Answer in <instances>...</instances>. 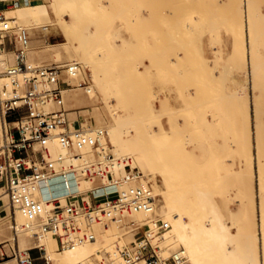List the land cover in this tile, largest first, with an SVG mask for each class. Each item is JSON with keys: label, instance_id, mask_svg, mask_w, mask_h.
<instances>
[{"label": "rangeland", "instance_id": "rangeland-1", "mask_svg": "<svg viewBox=\"0 0 264 264\" xmlns=\"http://www.w3.org/2000/svg\"><path fill=\"white\" fill-rule=\"evenodd\" d=\"M217 1L152 0L144 4L142 0H34L16 15L4 10L0 14L6 19L16 16L13 25L21 23L30 29V57L35 64H81L77 80L84 79L90 86L87 91H66V107L84 127L105 129L109 134L102 139L91 134L81 152L60 145L50 148L48 159L61 156L65 164L81 169L101 160L100 152L109 149L106 155H131L151 185L156 204L151 214H136L126 220H136L147 234L156 230L158 219L163 220L169 226L161 237L166 254L181 252L187 262L206 260L192 251L197 243L192 225L208 206L220 217L217 227L221 223L219 228L238 242L234 261L264 264V182L261 187L258 158L261 151L264 173V1ZM249 8L257 13L249 11L252 14L247 16ZM143 11L152 17L148 27L140 19ZM42 26L50 28L46 37ZM205 36L217 50L214 60L204 59ZM242 42L247 50L245 65L242 57H237ZM228 45L231 53L225 50ZM4 58L14 61L13 54ZM183 88L187 94L182 93ZM175 91L182 100L176 99ZM245 110H250L251 117ZM57 170L60 173L59 166ZM47 191L60 198L68 189L60 181L53 182L36 197L43 200ZM0 193L6 196L3 189ZM2 200L7 231L0 236V243L6 248H35L40 218L18 213L15 237L8 196ZM92 231L94 241L80 242L85 249L82 264L102 259L121 264L118 247L134 241L132 227L110 221L94 224ZM178 237L188 238L184 247L177 244ZM42 239L41 247L53 264H68L54 233ZM31 253L35 257L40 250ZM7 260L14 259L2 262ZM42 262L37 260L36 264ZM14 264H18L16 260Z\"/></svg>", "mask_w": 264, "mask_h": 264}, {"label": "built area", "instance_id": "built-area-1", "mask_svg": "<svg viewBox=\"0 0 264 264\" xmlns=\"http://www.w3.org/2000/svg\"><path fill=\"white\" fill-rule=\"evenodd\" d=\"M34 0H0L6 9ZM0 19H6L0 14ZM32 39L29 28L14 24L0 28V53L13 54L14 64L0 72V121L3 144L0 148V182L13 210L11 229L17 236V214L22 217H39V231L56 235L58 248L65 250L77 242L95 240L93 225L115 221L125 225L134 214L147 216L154 210L156 196L144 172L131 155H105L96 163L77 168L65 164L61 156L48 159L46 146L36 147L49 139H56L65 149L81 152L91 140L90 135L106 138V130H91L82 121L72 118L66 107L65 95L70 89L90 86L77 78L81 64L35 65L28 60V47ZM5 76L9 83H1ZM60 167V173L57 172ZM66 182L65 203L54 195L43 200L36 193L44 191L54 180ZM69 180L70 182L68 183ZM7 217L0 195V214ZM134 241L118 247L125 264L145 261L146 264H179L184 260L181 252L166 254L158 240H154L139 225L131 221ZM156 234L169 226L163 220L155 222ZM39 233V232H38ZM38 233H36L38 235ZM16 240V239H14ZM40 255L33 256L32 250ZM13 258L18 264H53L42 247L21 249L19 245L6 248L0 243V263ZM95 264H112L102 259Z\"/></svg>", "mask_w": 264, "mask_h": 264}, {"label": "bare ground", "instance_id": "bare-ground-1", "mask_svg": "<svg viewBox=\"0 0 264 264\" xmlns=\"http://www.w3.org/2000/svg\"><path fill=\"white\" fill-rule=\"evenodd\" d=\"M251 1V0H250ZM253 1V3L255 2L254 0H252ZM264 1V0H263ZM210 2V1H209ZM213 2H214V0H213ZM83 3V2H82ZM137 3V2H136ZM217 3H219L217 0H216V3L215 4H217ZM29 4H31V2H28L27 4H22V5H19V4H17L16 6H15V8L14 9H5L4 11H9L11 14H13V15H16L17 14V12H18V10L22 7V6H25V5H29ZM164 4V3H163ZM245 4H247V1L245 2ZM258 4V3H257ZM261 4H262V1H261ZM264 4V3H263ZM232 4H230V6H231ZM255 5V4H254ZM216 6V5H215ZM240 6V5H239ZM259 6H260V3H259ZM161 7V6H160ZM235 7V6H234ZM255 7V6H254ZM170 8V7H169ZM251 8H252V6H251ZM256 8V7H255ZM258 8V7H257ZM256 8V9H257ZM261 8V7H260ZM236 9V8H235ZM239 9V8H238ZM252 9H254V8H252ZM253 10V11H251L250 10V8H249V10H246V12H248V15L247 16H251V14L255 11V13H257L256 11L257 10ZM242 9H240V11H241ZM261 10V9H260ZM3 11V12H4ZM249 11H251V12H249ZM235 13H237V12H235ZM240 13V12H239ZM251 13V14H250ZM261 13V12H260ZM259 14V13H258ZM240 16H241V14H239ZM239 15H238V17H239ZM254 15V14H253ZM136 16V15H135ZM255 16V15H254ZM257 16V15H256ZM260 16V15H259ZM15 17L16 16H13V17H11L10 19H0V22L2 23V27H5V26H11V25H13L12 23H15L16 21H15ZM237 17V18H238ZM243 19V18H242ZM13 20V21H12ZM252 20V19H251ZM254 20H256V17L254 18ZM243 21V20H242ZM241 21V22H242ZM12 22V23H11ZM18 24V23H17ZM237 24V23H236ZM19 25H21V26H25V25H23V24H21V23H19ZM243 25V24H242ZM1 27V28H2ZM26 27V26H25ZM244 27V26H243ZM249 27V26H248ZM254 28V27H253ZM41 29L44 31V33H45V35H44V37H46V35H47V33L49 32V26H42L41 27ZM257 29V28H256ZM264 29V28H263ZM251 30V29H250ZM254 29H252V32H255L256 30H254ZM249 32V31H248ZM244 34H245V32H243ZM251 33V32H250ZM256 33H258V32H255V34ZM259 35V34H258ZM262 35V34H261ZM251 36V35H250ZM255 36V35H254ZM253 36V37H254ZM260 37V36H259ZM253 39V38H252ZM254 40V39H253ZM264 41V40H263ZM252 42V41H251ZM242 44V46L241 47H239V49H238V56L237 57H242V61H243V65H245V62H244V59L245 58H243V56H244V50H245V47H244V43L242 42L241 43ZM256 44V43H255ZM242 47H244V48H242ZM256 47V46H255ZM30 48H31V46L29 45V47H28V51H27V54H28V60H29V62L30 63H32V64H35L33 61H32V59H31V57H30ZM245 51H247V50H245ZM256 52H258V51H256ZM11 52H9V51H4V52H2V53H0V72H4L10 65H13L14 64V61L12 60V59H5L4 58V56H11ZM220 57H221V55H219ZM255 56V55H254ZM253 56V57H254ZM252 57V56H251ZM256 57H254V60H256L255 59ZM240 59V58H239ZM252 59V58H251ZM229 60V59H228ZM241 61V62H242ZM239 63V62H238ZM252 63V62H251ZM264 63V62H263ZM35 65H37V64H35ZM240 66H241V64H239ZM263 65V64H262ZM227 66V65H226ZM264 66V65H263ZM230 67V66H229ZM250 67H251V64H250ZM254 67V66H253ZM225 68V67H224ZM238 68H239V66H238ZM235 69V68H234ZM227 70H228V68H227ZM251 70V69H250ZM253 70H254V68H253ZM229 72V71H228ZM253 72V71H252ZM257 72V71H256ZM251 74V73H250ZM240 75H243V74H240ZM246 75V74H245ZM250 76V75H249ZM256 76V75H255ZM263 77H264V75H263ZM223 78V77H222ZM225 79H226V76H225ZM249 81H250V78L248 79ZM247 79L245 80V83H246V81H248ZM260 80V79H259ZM261 81V80H260ZM1 83H5V84H8L9 83V80L5 77V76H3V77H1ZM108 83V82H107ZM262 83V82H261ZM222 84H224L223 82H222ZM258 84H259V82H258ZM246 85V84H245ZM255 86V85H254ZM242 88V87H241ZM195 93V92H194ZM235 94H238V93H235ZM231 96H233L232 95V93H231ZM259 106V105H258ZM238 107H240V104H238ZM244 107V106H243ZM249 107V106H248ZM258 108V107H257ZM260 108V107H259ZM256 110V109H255ZM260 109H258V111H259ZM95 111V110H94ZM237 111H241V110H237ZM247 113H248V115L251 117V114H250V110H245ZM261 111V110H260ZM118 113V112H117ZM255 113V112H254ZM99 114L101 115V113L99 112ZM148 114V113H147ZM96 115V114H95ZM98 116V114L96 115V117ZM117 116H118V114H117ZM146 116V115H145ZM260 116V115H259ZM258 117V116H257ZM101 118V117H100ZM119 118V117H118ZM114 119H116V118H114ZM97 120V119H96ZM102 120H103V118H102ZM122 120V119H121ZM251 120V119H250ZM98 121V120H97ZM99 122V124H100V121H98ZM129 122H132V121H129ZM251 122V121H250ZM259 124V123H258ZM102 125V124H101ZM260 126V124L258 125V127ZM256 129H257V127H256ZM261 128H259V130H260ZM1 130H2V126H1V129H0V140H1ZM91 130H93V129H91ZM99 130V129H98ZM101 130V129H100ZM102 130H105V129H102ZM258 130V131H259ZM93 131H95V130H93ZM107 131V130H106ZM108 132V131H107ZM260 132V131H259ZM259 132H257V133H259ZM109 135V134H108ZM258 135V134H257ZM2 138H3V133H2ZM56 140V139H55ZM42 146H46L48 149H50V148H55L56 146L58 147V145H60V146H62L57 140L56 141H52V142H47V141H44L43 143H40ZM232 144V143H231ZM1 146L2 145H0V148H1ZM109 151H111V149H109L107 152H105V151H102V152H100V153H102V158L106 155V153H109ZM264 152V151H263ZM251 153V152H250ZM96 155V154H95ZM98 156H99V154H97ZM107 156V155H106ZM86 157H88V156H86ZM57 158V157H56ZM79 158V157H78ZM91 158V157H90ZM97 158V157H96ZM101 158V159H102ZM258 158H259V174H260V176H259V181H260V186L262 187L263 186V180H264V178H263V159H262V153H261V151H259V156H258ZM72 159V158H71ZM82 167V166H81ZM57 172H58V170H57ZM56 178H58V177H56ZM58 181H60V183H62L63 184V186H64V189H67V188H65L66 187V182L64 181V180H60L59 178L58 179H56V180H54L53 182L54 183H56V182H58ZM68 181V183L70 182L69 180H67ZM52 182V183H53ZM51 183V184H52ZM51 184H49L48 186H47V188L48 187H50V185ZM69 190V189H68ZM0 191H2V189L0 188ZM47 196L48 195H51V194H49V192L47 191L46 193H45ZM0 195H1V198L2 199H5V200H7V195L5 196V195H3V194H1L0 193ZM66 195V194H65ZM65 195H62L61 197H60V199L64 202V201H66V196ZM261 198V197H260ZM208 210H207V209ZM210 208H212L213 209V207H210ZM210 208L208 207V206H205V208H203L204 209V214H202L201 215V217H198V218H196L195 219V221H194V223H193V225H192V228H193V230L195 231V233H194V240L197 242V243H195V245L192 247V251H194V252H196V253H200V254H202L203 256H204V258L206 259V260H203V261H199L197 258L196 259H193V260H191V261H189V262H187L186 261V256H184L182 253V256L184 257V260L183 261H181L179 264H242V263H240V261L238 262L236 259H235V261H234V259L233 258H235L236 256L235 255H233V254H235V251H236V248H235V251H234V247L236 246L235 244H238V242H236L235 243V240L236 239H234V237L231 239L230 237H229V234H228V236H227V234H226V230H224L222 227L221 228H219L220 227V225H221V223L219 224V227H217L218 226V223L216 224V222H217V220H220V217L217 215V213H216V211H214L215 209H213V211L212 210H210ZM210 210V212H207V211H209ZM262 211H263V215H264V208L262 207ZM212 212H214V213H212ZM213 215H212V214ZM215 213H216V216H215ZM134 215H136V214H134ZM143 215V214H142ZM133 216V215H132ZM262 217H264V216H262ZM6 220H7V217H2V216H0V236L1 235H4V233L7 231V230H5L6 229V224H7V222H6ZM132 221H134L135 222V224H137V221L136 220H132ZM221 221V220H220ZM219 221V222H220ZM116 223H118V222H116ZM125 225L124 226H130V227H132L133 228V226H132V223H131V221H127V220H125ZM21 229V228H20ZM20 231V230H19ZM167 231V230H166ZM166 231H164L163 233H165ZM226 231V232H225ZM39 232V233H38ZM36 233H38V235L36 236ZM35 233V239H34V244L36 245V247H41L42 245H41V242L43 241V239L42 238H44L48 233H52V232H46V233H43V232H40L39 230L37 231ZM163 233H161V234H156V230L155 231H153L152 233H150V234H148L149 236H151L155 241L156 240H158V242H159V244L161 245V237H162V235H163ZM241 234V233H240ZM242 235H243V233H242ZM245 235V234H244ZM33 236H34V234H33ZM96 239V238H95ZM177 244L178 245H180V246H182V247H184L185 245H186V243L188 242V238H184V239H181V238H177ZM237 240H239V239H237ZM88 241H91V240H88ZM94 241V240H93ZM230 241H232L233 243H230V244H232V246H233V250H231L230 249V246H229V242ZM249 241V240H248ZM264 242V241H263ZM241 243V242H240ZM247 243V242H246ZM251 243V242H250ZM22 244H25V239H22ZM249 245V243L247 244V246ZM257 245V244H256ZM240 246V245H239ZM249 247V246H248ZM253 247V246H252ZM264 247V246H263ZM239 248V247H238ZM242 248H243V246H242ZM245 249V248H244ZM248 249V248H247ZM45 252H46V254H47V256L48 257H50L49 255H48V253H47V251L45 250V249H43ZM246 250V249H245ZM249 250L250 249H248V252H249ZM254 250V249H253ZM234 253H233V252ZM62 253H63V256L62 257H64V259L65 260H67L66 262H68V264H82V261L84 260V255H85V249H84V247L82 246V243H80V242H77L76 244H75V246L74 247H72V248H68V249H65V250H62ZM257 253V252H256ZM234 256V257H233ZM252 256V255H251ZM51 258V257H50ZM52 259V258H51ZM120 260H121V264H125L124 263V261H123V259H122V257L120 256ZM14 261L15 260H7V261H4V262H1L0 264H14ZM237 261V262H236ZM252 261L254 262V260L252 259ZM251 261V262H252ZM112 264H115L114 263V261H110ZM142 262V261H141ZM141 262H139V261H136V262H134L133 264H137V263H141ZM144 264H146V262L144 263ZM253 264V263H252Z\"/></svg>", "mask_w": 264, "mask_h": 264}, {"label": "crops", "instance_id": "crops-1", "mask_svg": "<svg viewBox=\"0 0 264 264\" xmlns=\"http://www.w3.org/2000/svg\"><path fill=\"white\" fill-rule=\"evenodd\" d=\"M142 3L144 4H150L152 3V0H142ZM6 7L0 3V12L5 10ZM141 16V21H142V24H144V26H149L151 23H152V17H151V14L148 12V11H143L142 14L140 15ZM225 50L228 51V53H231L232 52V47H229L226 46L225 47ZM203 56H204V59H208V60H214L218 57V54H217V50L212 48L210 45H209V41H208V37H204V49H203ZM183 54V53H181ZM145 64L148 65V62L145 61ZM214 76L217 78L218 77V72H215L214 73ZM187 90H185V88H183L182 90V93L183 94H187ZM190 92L192 95H194V89H190ZM175 95H176V99L178 98L179 100H182V97L180 96V94L178 92L175 91ZM4 184V182H0V187H2Z\"/></svg>", "mask_w": 264, "mask_h": 264}]
</instances>
